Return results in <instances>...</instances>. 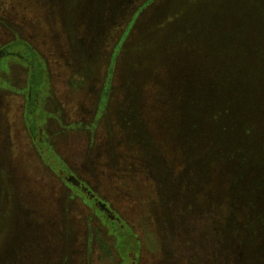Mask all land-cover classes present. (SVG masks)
<instances>
[{"label": "rangeland", "instance_id": "obj_1", "mask_svg": "<svg viewBox=\"0 0 264 264\" xmlns=\"http://www.w3.org/2000/svg\"><path fill=\"white\" fill-rule=\"evenodd\" d=\"M144 1L0 0V264H129L135 246L119 236L120 261L114 238L101 244L94 221L87 246L82 206L57 179L65 168L54 153L130 223L135 264L197 256L209 264L211 242H196L202 213L163 208V184L173 180L180 194L192 183L193 161L209 140L207 117L193 128L183 106L214 77V50L255 47L264 70V0H152L137 11ZM14 39L44 67L37 89L18 49H2ZM35 136L47 145L41 152ZM207 164L210 204L225 213L227 170L221 160ZM175 217L186 242L170 227L167 237ZM256 237L251 254L264 264V224Z\"/></svg>", "mask_w": 264, "mask_h": 264}, {"label": "trees", "instance_id": "obj_2", "mask_svg": "<svg viewBox=\"0 0 264 264\" xmlns=\"http://www.w3.org/2000/svg\"><path fill=\"white\" fill-rule=\"evenodd\" d=\"M151 1L145 0L136 10L139 11ZM133 20L134 17H131L130 24ZM227 39L225 36L222 40L225 43L229 41ZM223 45L225 49L218 48L213 52L214 77L206 87L201 88L200 85L196 88L198 91L195 95L189 94L190 100L188 97L187 99L191 102L183 106L185 122L189 123L191 119L190 126L193 128L196 126L199 128L201 118L207 117L211 129L209 140L201 154L193 161L192 183L180 189L182 190L180 194L176 191L179 186L172 187L173 180H170L169 185L163 184L161 203L165 209L170 206L174 209L180 203L177 209L180 216L192 210L202 213V217L195 223L198 232L196 242L198 247L204 245L202 241L206 238L209 243L211 242L209 264H259V260L255 259L256 253L251 254V251L258 239L256 237L258 229L264 224V70L261 61H258L257 48L237 44ZM13 48H17L20 57L31 65L28 76L30 88L32 90L39 88L44 82V67L36 52L21 39H14L2 46L7 52ZM1 55L0 52V64L5 60ZM110 74L109 66L104 88L108 84ZM37 143L40 152L47 146L43 140H38ZM49 149L54 153L51 148ZM56 154L54 153L65 169L57 173L59 177L54 173L68 190L69 199H76L82 206L87 246L93 237L91 221H94L100 225L98 231H101L102 237L99 236L98 239L101 240V244L106 246L108 241L106 236L111 235L114 241L110 245L118 256L119 236L126 238L130 245L135 246L134 250H129L125 254L128 263L135 264L138 239L130 223ZM211 159L224 163L230 180L228 190L221 196L222 199L225 198V213L217 212L211 206V196L207 191L208 180H203V174L208 168L207 163ZM45 163L54 171L48 161ZM180 185L182 187V184ZM194 193H199L200 199L194 200ZM179 220L175 217L168 225L167 237L171 228L186 242ZM199 223L204 225V229L200 228ZM236 244L240 245L238 261L234 259ZM119 258L121 261L122 258L120 256ZM174 263L204 264L200 256L189 261L184 257Z\"/></svg>", "mask_w": 264, "mask_h": 264}, {"label": "flooded vegetation", "instance_id": "obj_3", "mask_svg": "<svg viewBox=\"0 0 264 264\" xmlns=\"http://www.w3.org/2000/svg\"><path fill=\"white\" fill-rule=\"evenodd\" d=\"M9 52H10V51H9ZM32 102H33V103H32ZM27 103H28V106H27V108H26V109H27L26 112L31 111V109H32V108H31V103H32V105H35L34 100H32V101H29V100H28ZM39 137H40V136H39ZM33 138H34V137H33ZM35 139H37V141H38V137H37V136H35ZM40 140H42L41 137H40Z\"/></svg>", "mask_w": 264, "mask_h": 264}]
</instances>
